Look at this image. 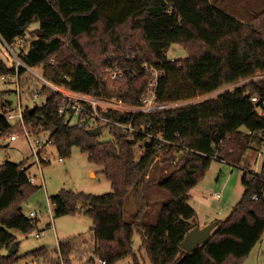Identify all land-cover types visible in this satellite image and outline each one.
Wrapping results in <instances>:
<instances>
[{"label":"trees","instance_id":"trees-1","mask_svg":"<svg viewBox=\"0 0 264 264\" xmlns=\"http://www.w3.org/2000/svg\"><path fill=\"white\" fill-rule=\"evenodd\" d=\"M34 23L38 27L33 29ZM0 40L14 48L26 66L40 68L52 84L98 98L121 99L131 106L141 105L148 93L152 78L143 69L145 63L162 74L158 89L162 104L195 99L264 74V11L245 23L212 0H0ZM174 44L188 56L170 59ZM117 64L126 74L111 83L107 71ZM15 72L0 58V76ZM27 73L19 68L20 78ZM43 93L48 96L44 104L25 109L27 128L36 134L50 132L49 142L61 159L71 158L74 148H79L91 163L103 167L112 185L103 195L64 189L52 197L57 217L83 213L94 222V246L84 250L85 264H116L128 257L142 264L133 249L135 233L142 238L140 251H146L152 264H245L264 235V163L262 172H245L242 199L227 219L215 221L207 244L187 252L181 243L198 227L190 191L212 162L239 165L253 137L261 133L264 140V114H260L264 79L217 98L135 119L117 111L103 113L123 125L144 126L146 133L161 135L171 145L145 134L130 136L123 127L111 124L102 129L109 127L114 139L101 141L59 114L61 94L46 85ZM253 97L259 101L255 103ZM11 106L0 112V139L19 130L7 118ZM137 145L144 149L140 159ZM161 152V162H156ZM22 167L9 161L0 166V264H16L20 258L2 254L17 241L11 230L28 233L39 220L28 218L23 209L26 193L37 187ZM156 181L171 194L157 223H142L143 207L127 222L130 193L135 191L144 203L146 185ZM255 195L258 199H253ZM58 246L65 264H71L78 253L76 244L63 241ZM48 253L45 247L27 257Z\"/></svg>","mask_w":264,"mask_h":264},{"label":"rangeland","instance_id":"rangeland-1","mask_svg":"<svg viewBox=\"0 0 264 264\" xmlns=\"http://www.w3.org/2000/svg\"><path fill=\"white\" fill-rule=\"evenodd\" d=\"M220 9L228 12L245 23L250 22L253 17L264 11V0H212ZM38 23H34L32 28H37ZM19 42L18 41V45ZM17 53V52H16ZM188 56V52L179 44H174L168 52L170 59H183ZM0 58L12 67L15 64L13 55L7 46L0 40ZM35 73L42 74L40 68H33ZM264 79V74L257 73L255 76L241 80L239 83L227 85L220 90L186 100L185 104H195L198 101L217 98L220 94L234 91L236 88L251 82ZM44 82L34 74L28 72L20 80V95L23 109L42 105L46 102L47 94H41L33 98V91L42 89ZM113 89V88H112ZM115 89V88H114ZM18 79L13 76L12 81L0 76V112L3 106L11 104L13 109H17L19 104ZM17 114V111L15 112ZM12 125L16 124L12 120ZM19 126V125H18ZM19 130H14L16 138L9 141L0 139V166L6 162L23 164L28 168L31 176L36 177L33 186L37 189L28 191L25 196L23 208L25 215L31 218V213H37L39 220L33 229L28 233L19 230H11L16 236L18 243L17 256L20 257L16 264H65L64 259L59 254V242L71 241L76 244L78 253L72 257L71 264H85L87 252L94 246L93 220L83 214L66 215L57 217L52 197L59 194L62 190L73 192H84L92 195H103L112 190L111 182L103 172V167L91 163L88 156L74 148L73 154L69 159H61L57 148L49 142L50 132H42L32 136V144L21 126ZM21 129V131H20ZM242 131L247 132L245 127ZM101 141H112L114 139L109 127H105ZM262 134L258 133L252 139L250 147L244 154L239 165H232L229 162L215 160L207 170L205 176L190 191V204L196 211L195 223L203 226L210 220H225L231 214L234 206L242 199L245 192L243 177L245 172H262L264 163V140ZM38 141V142H37ZM42 150L40 156L37 151ZM137 158L143 155V147L136 146ZM40 159H42L40 161ZM48 160V161H47ZM145 202L132 191L126 200L125 220L130 222L141 211V221L145 225H155L162 207L171 199V194L160 186L156 181L148 184L144 190ZM217 194H221L217 197ZM50 204V206H49ZM51 208V213L49 211ZM43 233L40 238L38 234ZM81 237V238H80ZM78 239H81L80 241ZM142 238L135 233L133 237V249L142 264H152L145 250L140 251ZM47 248L49 253L42 258L27 257V254ZM3 255H9V249L2 250ZM116 264H134L133 258L128 257L118 261ZM245 264H264V235L260 242L255 246L245 261Z\"/></svg>","mask_w":264,"mask_h":264},{"label":"built area","instance_id":"built-area-1","mask_svg":"<svg viewBox=\"0 0 264 264\" xmlns=\"http://www.w3.org/2000/svg\"><path fill=\"white\" fill-rule=\"evenodd\" d=\"M19 44H21L19 42ZM7 46V45H6ZM7 49L9 52L13 55L15 59V64L13 65L14 68L16 69V72L14 74L10 75H4L3 78L7 79L8 81H12L13 76L18 79V91H19V104L17 106V109H13L12 106L8 107L7 109V118L9 119L10 122L12 120L16 121V124L21 126L23 129V134L27 136L29 139V142L32 144L33 149V141L31 140L32 136L36 135V131L28 129L25 120H24V112L25 109H23V105L21 104V95H20V76H19V68L23 67L25 68L28 72L34 74L37 76L39 79H41L44 84L48 87H50L52 90L55 92L61 94V106L59 110V114L61 116H66L67 119L72 124H77L80 128H85V129H92L96 128L98 126H105L106 124H111V125H116L119 127H123L127 133L130 136H133L134 133H139V134H145L148 135L149 138H156V139H162L161 135H155V134H148L145 132L144 126L142 127H133L131 124L128 125H123L110 117L104 115V112H109V111H117L121 113L122 115H131V119H135L138 115H145V114H154L170 109H175V108H180L187 106L185 104V101L182 102H177V103H171V104H162L159 103L158 99V89H159V83H160V78L162 76L161 72L158 71L155 67L148 65L145 63L143 65V69L148 71L151 75V81L148 84V93L146 97L143 99L142 104L139 106H131L126 104L123 100L117 99V98H110V99H104V98H98L95 97L91 94L88 93H82V92H75L71 91L59 86H56L46 80L43 77V74H38L35 73L33 68L26 66L18 57L16 51L14 48L7 46ZM108 77L110 78L111 83L114 81L121 79L125 76L126 70L119 67V65H115L113 68L109 69L108 71ZM133 75L136 74V72L132 73ZM41 95V90L36 89L33 91V98H37ZM200 97V96H199ZM198 97V98H199ZM253 101L257 103L258 97H253ZM200 102V101H198ZM264 103V102H263ZM193 104V103H192ZM189 105V104H188ZM17 111V114L15 112ZM261 115L264 114L260 113ZM14 133L11 137H9V141L14 140L16 138ZM164 140V139H162ZM168 144H173L170 141L164 140ZM40 151H37V155L40 156ZM164 152H161L157 158L156 162H161L162 156ZM42 159H40L41 161ZM48 161V160H47ZM22 170L28 171L27 167L24 166L22 167ZM29 173V172H28ZM30 175V173H29ZM30 181L32 183L35 182L36 177H33L30 175ZM221 194H217V197H220ZM253 199H258V196L255 195ZM50 206V204H49ZM49 211L51 213V208H49ZM31 217H34L36 219H39L37 213L32 212ZM43 235V233L38 234L37 238H40ZM101 264H106L105 261H100Z\"/></svg>","mask_w":264,"mask_h":264},{"label":"water","instance_id":"water-1","mask_svg":"<svg viewBox=\"0 0 264 264\" xmlns=\"http://www.w3.org/2000/svg\"><path fill=\"white\" fill-rule=\"evenodd\" d=\"M87 133L89 135L100 136L103 133V129L101 126H98L96 128L87 129ZM23 208H27V207L23 206ZM216 226H217V223L213 222L202 228L201 227L194 228L184 238L183 242L181 243V248L186 250L187 252H193L198 247L207 244L210 241L212 237V232L214 231ZM9 250L11 254H14V255L17 254L18 243L15 242Z\"/></svg>","mask_w":264,"mask_h":264},{"label":"crops","instance_id":"crops-1","mask_svg":"<svg viewBox=\"0 0 264 264\" xmlns=\"http://www.w3.org/2000/svg\"><path fill=\"white\" fill-rule=\"evenodd\" d=\"M237 17V16H236ZM254 18V17H253ZM237 19H239V18H237ZM240 20V19H239ZM252 20V19H251ZM250 20V21H251ZM241 21V20H240ZM242 22H244V21H242ZM38 142V141H37ZM40 152H43L42 150H39ZM24 166H26V165H24ZM27 167V166H26ZM216 220H210V221H208V222H205L204 224H203V226L199 223L198 224V227H205L206 225H208V224H211V223H213V222H215Z\"/></svg>","mask_w":264,"mask_h":264}]
</instances>
